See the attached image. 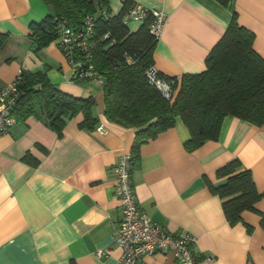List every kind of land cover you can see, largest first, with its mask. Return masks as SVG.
<instances>
[{"label": "crops", "instance_id": "1", "mask_svg": "<svg viewBox=\"0 0 264 264\" xmlns=\"http://www.w3.org/2000/svg\"><path fill=\"white\" fill-rule=\"evenodd\" d=\"M126 0H108L117 13ZM166 13L152 58L161 72L181 76L205 68V56L233 14L253 31L252 45L264 59V0H129ZM47 12L42 0H0V87L19 69H42L60 89L92 95L97 120L83 112L53 127L40 112L17 119L0 136V264H125L115 242L120 202L113 164L132 155L131 179L140 210L165 229L196 235L198 264H264V120L223 117L218 135L188 148L189 129L175 122L134 145L136 128L104 115L102 77L69 80L70 67L53 39L35 49L30 22ZM142 20L131 19L130 30ZM236 158L248 168L261 196L231 222L214 189L225 180L216 169ZM99 249L108 252L97 253ZM202 259H205L204 261ZM136 264H179L156 251Z\"/></svg>", "mask_w": 264, "mask_h": 264}, {"label": "trees", "instance_id": "2", "mask_svg": "<svg viewBox=\"0 0 264 264\" xmlns=\"http://www.w3.org/2000/svg\"><path fill=\"white\" fill-rule=\"evenodd\" d=\"M42 1L47 7L46 14L29 24L28 36L35 49L53 39L57 42L60 20L80 30L84 17L93 16V29L86 36L89 61L103 80L104 115L109 120L134 126V145L171 126L176 116L188 126L189 137L185 140L188 148L215 139L227 114L253 123L264 120V59L252 45L253 31L240 24L235 14L206 54L205 68L179 76L176 90L168 98L149 83L145 74L153 62L156 41L149 31L150 14L138 28L130 30L123 16L133 1H124L117 13L111 12L108 0ZM4 35L0 33V46ZM73 51L77 58H85L77 45ZM127 55L131 61L126 60ZM17 87L20 93L13 108L17 119L40 111L53 127L60 129L65 116L80 110L82 124L91 125L97 120L91 110L92 95L77 96L60 89L42 69L21 68ZM238 164L232 158L216 169L218 175H225V180L214 189L222 198L225 215L231 222L240 219L243 209H256L254 202L262 194L256 189L250 170L239 168ZM260 213L264 228V211Z\"/></svg>", "mask_w": 264, "mask_h": 264}, {"label": "built area", "instance_id": "3", "mask_svg": "<svg viewBox=\"0 0 264 264\" xmlns=\"http://www.w3.org/2000/svg\"><path fill=\"white\" fill-rule=\"evenodd\" d=\"M151 15L149 31L157 37L160 35L166 19V13L158 8L146 7L133 2L125 11L123 20H144ZM84 25L80 30H74L64 20L58 22L57 45L61 50L66 63L70 67L69 80L100 77L89 61V52L86 33L92 31L94 18L87 14ZM77 45L85 53V58H77L73 51ZM131 61L130 56H126ZM150 84L154 85L166 97H171L176 90L179 75L169 76L161 72L154 64L145 69ZM20 69L15 77L0 87V136L6 133L17 117L13 112L20 90L17 81ZM115 174L114 191L120 202V218L115 231V242L121 248L120 261L125 264H136L137 260L146 254L156 251L170 253L179 264H198L199 259L193 250L197 237L192 232L180 229L176 233L161 226L146 212L139 209L131 179L132 158L129 152L119 154L113 164ZM110 249H99L97 253L108 252ZM203 261L205 259H202Z\"/></svg>", "mask_w": 264, "mask_h": 264}]
</instances>
